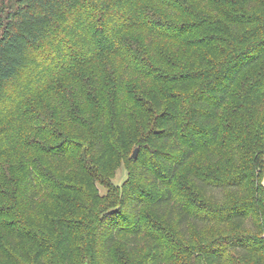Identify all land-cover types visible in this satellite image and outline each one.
Instances as JSON below:
<instances>
[{
  "label": "trees",
  "instance_id": "trees-1",
  "mask_svg": "<svg viewBox=\"0 0 264 264\" xmlns=\"http://www.w3.org/2000/svg\"><path fill=\"white\" fill-rule=\"evenodd\" d=\"M117 58L92 88L73 82ZM64 82L81 96L31 121ZM128 132L136 158L114 198L106 161ZM263 159L264 0H0V264H117L124 239L150 264L168 230L196 239L198 264H264Z\"/></svg>",
  "mask_w": 264,
  "mask_h": 264
},
{
  "label": "rangeland",
  "instance_id": "rangeland-1",
  "mask_svg": "<svg viewBox=\"0 0 264 264\" xmlns=\"http://www.w3.org/2000/svg\"><path fill=\"white\" fill-rule=\"evenodd\" d=\"M119 60L120 59H118V58L114 59V62L110 65V67L104 66V67L94 68V66H93V67H90L88 69H85L77 75V78H75V80L73 78V76H75V75L71 76V78H73V79H70V82L72 83V81L74 80L73 81L74 83L80 82V84H82V82H86L85 77L89 76V78H90V79H88L89 85H87V86L89 88L90 87L92 88L93 84L97 85V81L98 82L103 81V79L106 77V75H108V74L110 75L111 72L115 73V69L122 67L121 66L122 64L119 63L120 62ZM70 82H64V85L59 87L57 95H55V93H54L57 90L51 91L50 94L47 96L50 98H44L42 101H40L39 106L38 105L33 106V108L31 109L30 117H28V118H30L31 121H34V120H38V121L39 120H45L46 121L47 119L49 121L50 118L56 119V117H57L56 116L57 115L56 110L58 109V107H56L57 104H55V102H58L59 106L62 107L64 105H66V103L64 102L65 98L73 99L74 98L73 96H77L76 98L81 96V92H80L79 88H82V86L80 84H71L70 85ZM133 83L135 84V81H133ZM68 85H70V86H68ZM67 87H69V88H67ZM104 91L107 92V89H104ZM63 93H65V95H67V96H65V95L62 96ZM56 96H58V97H56ZM80 98H79V100H80ZM132 119H134L132 121V123L134 125H137L138 119L136 118V111H135V114L133 113ZM42 126H45V125H42ZM29 136L36 137L38 139V142L41 144H52L53 143L52 141H50V139H52L51 133H48L46 131H41V134L39 136H37L35 133L28 132L27 137H29ZM126 137L127 138L124 140V142L122 144H120V146L123 150L122 154L121 155L111 154L110 157L108 156L109 160L106 161V163H108L107 167L110 170L109 174H111L108 177H110L109 183L111 185L112 191L114 192V198L121 195V192L123 190V185L128 180V173H129V170L131 167L130 157L132 156L134 150H137L135 147V144L137 142V140L135 138V134L134 133L129 134V132H128ZM29 138H31V137H29ZM28 154H31L32 158L36 157L37 159H40L38 157V155H40L39 153L37 154L36 152H31V151L30 152L22 151V152L18 153L17 155H22V156L26 155L27 156ZM94 189L97 193V196L99 197V198H97L98 199L97 201L99 203V207L104 206V208H105L114 202L113 197H110V195L108 196L107 189L100 186L98 183H95ZM119 193H120V195H119ZM51 204L52 203L48 202L45 205L41 206V210H47L49 212V215L47 217H49V216L53 217V214H51V213L55 212V210H51ZM64 209L67 210V208L65 206H61V210L57 215L64 217V215L61 213L62 210L64 212ZM51 217H49V218H51ZM67 217L69 218L68 221H70L72 218L73 219L79 218V216H77V214L71 215V216L68 215ZM28 223L31 224L32 226L36 227V228H40V230L46 231L47 236L51 235V232L49 231V230H51V228H49V227H52V226L45 224L43 222V220H40L39 218L31 215ZM26 233H27V230H26ZM31 235L34 236L35 234L31 233ZM162 237L164 239H162V241L160 243L161 245H159L160 246L159 249L152 252V255L156 256L155 257L156 261L153 263H150V264H198L194 261L192 256H190L191 250L193 248L192 244L196 240L195 238L192 240V243H188V242L184 241L178 235V233H176L174 230H168L166 235H162ZM38 238L41 239V234H40V236H38ZM137 243L140 244L139 242H137ZM76 245H78V248H76V250L78 253H80L81 249H82V242H79V243L77 242ZM62 247H64L65 250H67V245L65 243H63ZM159 250H160V252H159ZM145 251H146L145 247L141 244H140V246L137 247L135 242L132 244L131 241L129 242L126 239L121 240L120 243L114 249V263H117V264H149L146 262L145 257H144V255L146 254ZM255 259H254V257H250L248 262H246V261H243L242 259H240L238 257H234L232 255L231 256L232 261L229 264H243V263L253 264L254 262H256ZM95 262H97V261H95ZM199 264H201V262Z\"/></svg>",
  "mask_w": 264,
  "mask_h": 264
},
{
  "label": "water",
  "instance_id": "water-1",
  "mask_svg": "<svg viewBox=\"0 0 264 264\" xmlns=\"http://www.w3.org/2000/svg\"><path fill=\"white\" fill-rule=\"evenodd\" d=\"M132 158L133 159H135L136 158V150H134V152H133V154H132ZM263 161H264V159H263ZM261 185L263 186V188H264V177H263V180H262V183H261Z\"/></svg>",
  "mask_w": 264,
  "mask_h": 264
}]
</instances>
